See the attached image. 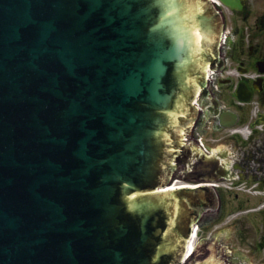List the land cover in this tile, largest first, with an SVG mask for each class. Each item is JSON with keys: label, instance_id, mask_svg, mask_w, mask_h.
I'll return each instance as SVG.
<instances>
[{"label": "water", "instance_id": "1", "mask_svg": "<svg viewBox=\"0 0 264 264\" xmlns=\"http://www.w3.org/2000/svg\"><path fill=\"white\" fill-rule=\"evenodd\" d=\"M220 25L200 0H0V264H180L202 189H156Z\"/></svg>", "mask_w": 264, "mask_h": 264}, {"label": "flooded vegetation", "instance_id": "2", "mask_svg": "<svg viewBox=\"0 0 264 264\" xmlns=\"http://www.w3.org/2000/svg\"><path fill=\"white\" fill-rule=\"evenodd\" d=\"M223 15L215 70L197 100L203 108L183 144L172 152L178 163L171 180H205L195 166L218 160L219 204L195 221L186 264H264V0H212ZM242 96L256 99L258 109L244 106L232 131H221L229 110ZM248 101V102H249ZM244 102V103H248ZM231 136H223V135ZM201 138V140L199 139ZM206 140H205V139ZM218 149L211 151V148ZM217 180V179H216ZM219 261V263L217 262Z\"/></svg>", "mask_w": 264, "mask_h": 264}]
</instances>
